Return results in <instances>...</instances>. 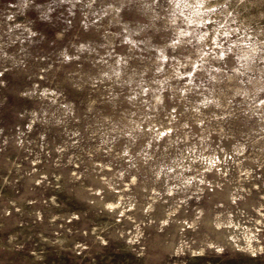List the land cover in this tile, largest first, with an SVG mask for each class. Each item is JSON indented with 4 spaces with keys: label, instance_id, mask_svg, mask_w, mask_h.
Masks as SVG:
<instances>
[{
    "label": "rangeland",
    "instance_id": "374dc122",
    "mask_svg": "<svg viewBox=\"0 0 264 264\" xmlns=\"http://www.w3.org/2000/svg\"><path fill=\"white\" fill-rule=\"evenodd\" d=\"M0 264H264V0H0Z\"/></svg>",
    "mask_w": 264,
    "mask_h": 264
}]
</instances>
